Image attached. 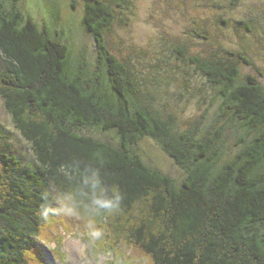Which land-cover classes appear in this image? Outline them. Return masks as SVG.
Segmentation results:
<instances>
[{"label": "trees", "instance_id": "16d2710c", "mask_svg": "<svg viewBox=\"0 0 264 264\" xmlns=\"http://www.w3.org/2000/svg\"><path fill=\"white\" fill-rule=\"evenodd\" d=\"M21 2L0 0V98L33 157L5 143L0 124V264H44L34 256L38 240L64 223L53 222L57 207L70 209L73 194L96 202L102 231L114 217L119 230L106 225L113 238L106 246L136 249L149 264H264V70L245 48H173L195 80L198 106L216 104L212 114L182 122L154 94L155 71L143 75L111 49L110 0H81L91 65L84 51L74 60L63 32L37 22ZM70 2L75 11L77 0ZM235 26L253 30L245 19ZM241 64L254 72L241 75ZM145 139L173 160L177 177L145 160Z\"/></svg>", "mask_w": 264, "mask_h": 264}, {"label": "rangeland", "instance_id": "374dc122", "mask_svg": "<svg viewBox=\"0 0 264 264\" xmlns=\"http://www.w3.org/2000/svg\"><path fill=\"white\" fill-rule=\"evenodd\" d=\"M51 1L56 3L52 8L49 6ZM110 2L115 11V21L108 38L111 49L131 66H136L143 75L150 70L155 71L159 83L156 91L159 90L160 93L154 94L157 97L161 96L160 104L163 110L176 116L178 121L188 122L200 115L208 116L214 112L216 104L208 111H205L207 102H202L198 106L196 98L198 92L192 95L193 90H190V87L196 84L193 83L195 80L191 78V71L187 70L188 67L183 64L178 52L174 51L175 46L188 44L190 53L205 51L208 53L218 46L242 51L245 48L254 65L264 70V0H238L234 5L231 4V0H110ZM70 3V0H22L21 6L26 14L40 24L45 23L52 30L63 32L74 60L84 51L86 60L91 65L95 60V46L94 40L80 25L82 2L77 0L75 11L70 9ZM225 18L230 21V28L222 25V19ZM237 19L250 22L253 25L252 32L243 33L242 28H237L235 26ZM194 29L207 35L208 43L196 38L193 35L196 31ZM250 72H254L251 66L241 64V75ZM260 81L264 85V77H260ZM184 83L189 85L185 90L181 87ZM0 124L6 129L5 143L20 151L25 159H32V150L16 129L1 98ZM92 134L103 138L106 136L98 132ZM140 147L148 163L157 164L161 170L174 176L179 173L173 160L153 141L145 139L140 143ZM70 199L72 202L70 209L58 204V214L53 222L58 220L64 222L58 223L59 227H52L58 230L42 231V239L38 240L39 251L34 253L36 258L47 264H119L120 260L125 261L120 257L124 252L127 256L132 255V259L137 262L139 259L141 263L138 264H149L136 249L124 247L123 251L117 244H113V248L106 246L113 241L112 235L106 231V225L114 230L118 229V224L114 222L112 216L111 219L102 222L106 228L102 231L95 216L99 208L96 202L82 203V198L76 199L74 194ZM60 200L61 198L58 199ZM66 202L69 206L70 201ZM71 213L75 221L72 220L70 228L67 229L66 222L71 218ZM105 216L108 217L109 213ZM71 242L74 245L80 243V246L75 248L70 245ZM120 244L123 247V244ZM103 251L109 258L102 255Z\"/></svg>", "mask_w": 264, "mask_h": 264}, {"label": "bare ground", "instance_id": "6f19581e", "mask_svg": "<svg viewBox=\"0 0 264 264\" xmlns=\"http://www.w3.org/2000/svg\"><path fill=\"white\" fill-rule=\"evenodd\" d=\"M70 245H72L75 248H78L80 246V243H75V245L71 242ZM70 247V246H69ZM47 264V263H44Z\"/></svg>", "mask_w": 264, "mask_h": 264}]
</instances>
